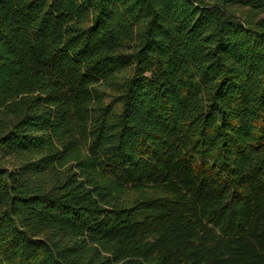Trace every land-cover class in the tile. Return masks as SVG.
<instances>
[{"label": "trees", "instance_id": "16d2710c", "mask_svg": "<svg viewBox=\"0 0 264 264\" xmlns=\"http://www.w3.org/2000/svg\"><path fill=\"white\" fill-rule=\"evenodd\" d=\"M0 264H264V0H0Z\"/></svg>", "mask_w": 264, "mask_h": 264}]
</instances>
